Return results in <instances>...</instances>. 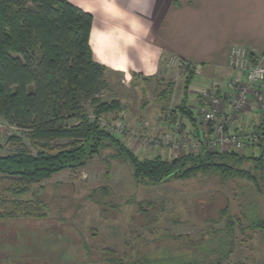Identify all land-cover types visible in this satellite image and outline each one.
I'll return each mask as SVG.
<instances>
[{"label":"rangeland","instance_id":"374dc122","mask_svg":"<svg viewBox=\"0 0 264 264\" xmlns=\"http://www.w3.org/2000/svg\"><path fill=\"white\" fill-rule=\"evenodd\" d=\"M178 69L173 67L152 80L135 78L130 82L119 74L107 75L111 89L103 92L102 99L110 101L116 96L122 107L105 115L101 125L140 158L161 156L172 160L200 151L198 138L191 129L188 131L189 123L179 116L175 123L176 115L171 116L183 97L186 77L185 71L179 75ZM169 81H174L176 88L164 99L161 91ZM193 98L189 96V105L198 115ZM251 102L257 107L258 117L252 120L248 115L251 118L245 120V132L247 142L256 146L258 138L253 129L262 111L259 103L252 100L243 111ZM87 109L91 114V108ZM236 114L230 110V115ZM219 120H225L224 112L219 114ZM67 142L68 139L55 141ZM29 143L25 131L0 117L3 155ZM212 150L226 152L228 148ZM235 153L259 157L262 149L245 144ZM253 164L249 162L244 167ZM32 189L45 201L47 216L0 220V264H112L113 259L132 262L144 258L149 250L161 251V242H183L182 249L188 252V244L203 240L207 244L211 235L216 238L212 247H216L219 236L225 233L227 216L235 221L234 235L228 239V250L232 252L226 262L264 264V229L252 228L249 223L250 215L264 220V193L238 175L210 171L154 186L139 185L116 149L105 148L84 167L56 173Z\"/></svg>","mask_w":264,"mask_h":264},{"label":"trees","instance_id":"16d2710c","mask_svg":"<svg viewBox=\"0 0 264 264\" xmlns=\"http://www.w3.org/2000/svg\"><path fill=\"white\" fill-rule=\"evenodd\" d=\"M93 20L91 13L70 0H0V117L25 131L30 142L14 153L0 152V220L45 218L47 205L32 186L66 169L84 167L105 148L116 149L139 185L154 186L211 171L247 178L264 193V111L253 129L257 145L245 143L261 148L259 157L210 149L206 141L215 123L205 126L197 110L195 114L189 106L196 71L186 62L183 97L171 116L176 115L175 123L179 116L190 124L191 134L201 143L200 151L172 160L140 158L101 125L105 115L121 110L122 105L116 96L102 99L103 92L111 89L110 72L95 59L90 44ZM175 88L174 81L167 82L161 97L166 99ZM226 131L233 133L229 126ZM236 133L246 134L243 130ZM59 139L68 142L55 143ZM249 162L255 164L244 167ZM253 216L251 227L264 229V220ZM233 221L227 216L225 233L216 247H212L214 235L207 244L205 240L184 243L190 245L188 252L182 249L183 242L168 240L160 243L162 250L157 253L149 250L137 261L113 259L112 264H230L226 260L232 252L228 239L234 235Z\"/></svg>","mask_w":264,"mask_h":264},{"label":"crops","instance_id":"0c3cea01","mask_svg":"<svg viewBox=\"0 0 264 264\" xmlns=\"http://www.w3.org/2000/svg\"><path fill=\"white\" fill-rule=\"evenodd\" d=\"M70 2L93 15L90 44L95 59L110 73L130 82L165 75L173 67H179L181 75L184 62L194 66L196 74L189 93L194 97V108L202 92L232 95L234 91L227 84L244 79L230 66L233 46L255 50L264 62V0ZM260 88L264 91V81ZM230 110V105H225L224 118L231 132L245 131L246 118L258 117L252 102L236 115H230Z\"/></svg>","mask_w":264,"mask_h":264},{"label":"built area","instance_id":"2783aa9c","mask_svg":"<svg viewBox=\"0 0 264 264\" xmlns=\"http://www.w3.org/2000/svg\"><path fill=\"white\" fill-rule=\"evenodd\" d=\"M229 62L233 69L242 73L244 79L230 81L227 84V88L234 91L232 95H222L221 92H202L198 104V117L207 127L215 123L213 134L206 141L210 149L228 148L230 152H239L249 137L246 134L227 133L228 120L220 121L219 114L224 112L225 105L228 104L233 113H240L250 100L259 103L261 111H264V91L260 88V84L264 81V62L255 50L240 45L233 46L231 49ZM171 63L176 64V59H172ZM200 145L199 142L198 146Z\"/></svg>","mask_w":264,"mask_h":264}]
</instances>
